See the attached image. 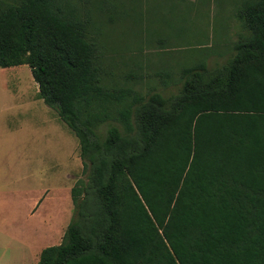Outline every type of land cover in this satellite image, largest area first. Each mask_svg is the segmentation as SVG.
Wrapping results in <instances>:
<instances>
[{"label":"trees","instance_id":"1","mask_svg":"<svg viewBox=\"0 0 264 264\" xmlns=\"http://www.w3.org/2000/svg\"><path fill=\"white\" fill-rule=\"evenodd\" d=\"M124 2L135 21L141 6L148 15L150 0ZM214 3L236 38L183 28L190 59L157 72L179 84L164 96L107 69L110 33L89 0H0V67H29L86 175L71 188L73 220L36 264H264V0ZM214 51L226 60L208 63Z\"/></svg>","mask_w":264,"mask_h":264},{"label":"rangeland","instance_id":"2","mask_svg":"<svg viewBox=\"0 0 264 264\" xmlns=\"http://www.w3.org/2000/svg\"><path fill=\"white\" fill-rule=\"evenodd\" d=\"M124 1L89 0L90 6L97 8V18L104 22L103 28L108 35L110 33L103 51L108 59L107 69L120 79L129 72L133 73L136 78L131 79L130 84L143 93L149 87L164 96L176 93L179 84H172L164 76L161 79L157 72L163 73L168 65L190 59L181 57V52L191 47L190 41L193 40L189 37H194V31L182 34L183 28L193 29L202 23L204 32L209 31L208 26L219 21L213 18L217 13L214 0H185L187 5L181 3L176 9L169 4L153 6V0H150L148 15L145 16L146 7L141 6L136 21L135 13L129 14L133 10ZM115 3L118 7L113 5ZM115 8L120 10H113ZM229 21L236 23L234 18ZM108 22L116 24L115 32L113 24L106 27ZM235 29L231 30L233 40L236 38ZM113 34L122 38L113 41ZM167 36H171L170 46L166 45L161 51L159 46L169 40ZM146 40L147 43H156L145 44ZM142 41L144 44H140ZM205 42L213 44L214 39L207 37ZM226 58L227 55L221 56L214 51L207 61L221 64ZM2 75H7V84ZM2 75L0 264H36L41 250L59 244L73 220L71 188L77 180L86 179V175L76 135L55 109L37 97L38 86L29 67H10ZM172 76L178 78L177 69L173 68ZM161 80L168 81V84Z\"/></svg>","mask_w":264,"mask_h":264},{"label":"crops","instance_id":"3","mask_svg":"<svg viewBox=\"0 0 264 264\" xmlns=\"http://www.w3.org/2000/svg\"><path fill=\"white\" fill-rule=\"evenodd\" d=\"M157 1V3L155 4L156 6H158V7H160L161 5H167V4H169L170 5V7L172 6V4L173 3H176V1H178V0H156ZM162 8V7H161ZM174 9H176V8H174ZM177 12V11H176ZM175 12V13H176ZM178 13V12H177ZM216 26V27H215ZM235 24H233V23H231V22H225V21H222V22H215L214 23V25L212 26H208V30L209 31H206V32H204V34L206 35H208V36H213V29H216V34L214 33V35H217V36H219L220 37V39H225V37L226 36H229V37H231L232 36V32H231V30L233 29H235ZM195 29H196V31L197 30H205L204 29V26L202 25V23L199 25V26H197V27H195ZM217 30H219V32H217ZM199 32V31H198ZM224 36V37H223ZM18 66H20V65H18ZM11 67H16V66H11ZM10 67H0V75H2L4 72H6L8 69H9ZM2 76H4V83L5 84H7V75H2ZM0 82H1V78H0ZM37 84V83H36ZM38 92V91H37ZM5 110H6V108H5Z\"/></svg>","mask_w":264,"mask_h":264}]
</instances>
